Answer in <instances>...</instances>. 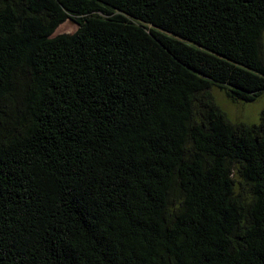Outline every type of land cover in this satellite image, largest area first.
Masks as SVG:
<instances>
[{
	"label": "trees",
	"instance_id": "trees-1",
	"mask_svg": "<svg viewBox=\"0 0 264 264\" xmlns=\"http://www.w3.org/2000/svg\"><path fill=\"white\" fill-rule=\"evenodd\" d=\"M263 39L264 0H0V264H264V110L213 95Z\"/></svg>",
	"mask_w": 264,
	"mask_h": 264
},
{
	"label": "rangeland",
	"instance_id": "rangeland-1",
	"mask_svg": "<svg viewBox=\"0 0 264 264\" xmlns=\"http://www.w3.org/2000/svg\"><path fill=\"white\" fill-rule=\"evenodd\" d=\"M213 95L215 96L214 103L223 111L231 123L240 121L241 123L252 125L259 122L260 114L264 110V94L249 104L231 103L220 92L214 91Z\"/></svg>",
	"mask_w": 264,
	"mask_h": 264
},
{
	"label": "water",
	"instance_id": "water-1",
	"mask_svg": "<svg viewBox=\"0 0 264 264\" xmlns=\"http://www.w3.org/2000/svg\"><path fill=\"white\" fill-rule=\"evenodd\" d=\"M79 24L72 18H68L65 22L57 26L53 37L57 35H72L79 29Z\"/></svg>",
	"mask_w": 264,
	"mask_h": 264
}]
</instances>
